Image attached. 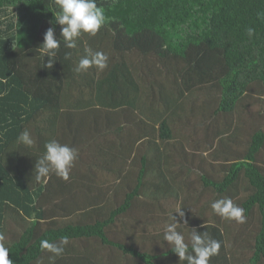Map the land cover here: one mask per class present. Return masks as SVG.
Here are the masks:
<instances>
[{"label": "trees", "instance_id": "obj_1", "mask_svg": "<svg viewBox=\"0 0 264 264\" xmlns=\"http://www.w3.org/2000/svg\"><path fill=\"white\" fill-rule=\"evenodd\" d=\"M97 5L104 8L105 24L95 36L82 34L77 47L67 49L60 36L62 26L55 22L57 9L52 0H0V243L9 249V259L13 264H33L49 253L41 250V240L58 242L66 236L71 245L87 240L82 242L84 248L89 240L98 238L103 245L122 251L124 263L186 264L171 246L164 248L167 242L161 232L172 223L171 214L182 208L183 219L173 213L177 222L186 219L199 233L207 232L221 244L209 264H238L235 242L246 229L240 227L232 236V220L211 209L215 200L233 198L246 217L256 209L259 212L254 242L247 245L252 253L245 261L262 263L264 167L259 155L264 152V127L253 131L244 153L229 149L234 152L232 160L222 161L220 170L217 158H227L231 151L223 147L222 140L218 149L209 141L219 136L216 120L220 111L238 110L250 92L264 93V19L257 17L264 12V0H97ZM49 27L61 41L51 68L45 66L49 58H42L38 51ZM248 27L255 29L251 38ZM86 48L103 52L107 66L76 72ZM66 52H71L70 59H65ZM212 95L216 107L209 111L214 110L216 117L208 113L207 102L198 104L202 97ZM132 112L143 116L127 129L147 144H143L140 171L128 181L126 169L132 166L125 164L126 156L113 158L108 151L117 146L114 138L127 130L112 121ZM93 117L106 118V137L99 142L93 139V145L84 144L82 131L93 129ZM25 129L34 139L31 147L16 143ZM186 131L192 132L190 141ZM50 140L77 150L69 172L73 180L81 171L75 168L80 157L86 172L94 168L105 171L85 178L86 172L82 174L84 189L91 190L88 183L94 180L109 182L114 189L123 188L116 194L124 200L114 201L107 214L96 219L93 213L92 220L88 219V211L84 221L74 218L78 206L69 207L66 199L57 209L48 208L47 202L58 193L63 180L51 173L46 183L38 182L34 168ZM204 148L203 152H210L209 160L200 153ZM125 150L123 147L121 152ZM242 177L246 189L236 202ZM96 192L88 196L97 197L103 190ZM135 200L153 201L148 213H155L158 206L157 224L154 219L145 220L153 225L143 235L128 229L111 235L114 224L125 216L123 225L127 222ZM56 213L70 217L49 221ZM10 217L20 223L22 231L11 232L10 241L4 243ZM240 225L250 227L245 220ZM177 231L185 236L191 251V226L180 225ZM64 254L62 259L55 257L54 264H99L76 246Z\"/></svg>", "mask_w": 264, "mask_h": 264}, {"label": "rangeland", "instance_id": "obj_2", "mask_svg": "<svg viewBox=\"0 0 264 264\" xmlns=\"http://www.w3.org/2000/svg\"><path fill=\"white\" fill-rule=\"evenodd\" d=\"M260 92H250L248 95L244 96L242 99V104L240 105L239 109L233 112H227L225 113L224 111H220L219 114L220 117L218 118L219 120H216L217 122V131L219 133V136H217V138L215 140L211 139L209 142L212 144V146L214 147V149H218V148H222L221 140L223 143V147L226 149H232V151H235L236 153H244L249 145V141L250 138L253 134V131H255V129H257L258 127L260 128L261 126L264 127V93H262L261 95H259ZM214 95H212L210 98L209 97H202V101H200L198 104L200 105L201 103L207 102L206 103V108H208V113H212L214 114V117H216L215 115L217 113H214V110L209 111V109H213L214 107H216V103L213 101ZM186 106H190L189 103L185 104ZM197 105V104H196ZM199 105L197 106L199 108ZM204 105V104H203ZM190 109V107H188ZM197 110V109H196ZM188 111V109H187ZM207 111V110H206ZM115 113L111 114V117H115ZM128 116L126 118H121V119H116L114 118L115 121H112L113 124L115 123H121L123 124L124 129H127L129 126L133 125V121L139 118H142V114L140 112H132L127 114ZM92 120V119H91ZM106 122V118L104 117H100V118H96L93 117V122L90 123V125L93 124V129L92 130H83L82 131V136H84L85 140L82 141L84 142V144H88L87 142H91V144L93 145L94 143L92 142L93 139H98V142L102 139L105 138L106 134L104 133L106 130L105 126H109V124H105ZM187 135H191L189 136V141L192 138V132L191 131H186ZM234 134V135H233ZM234 136V138H233ZM91 137V138H90ZM90 138V139H89ZM118 138V139H117ZM117 138H114L115 143H116V147H113L112 150L110 148V150L108 151V153L111 155V157L116 158L117 157H121L120 155H125V164L126 165H131L132 167L127 168L126 169V180L130 181L131 180V176L135 175L137 172L140 171V167H141V156L142 153H144V149L145 146L143 148V144H147V140H144V142H142V140L132 136L131 134V130L127 129L126 132H122L120 134V136H118ZM124 138H126L124 140ZM88 139V140H87ZM123 140L125 141V146L122 145ZM109 142L110 139L108 140ZM81 142V141H79ZM101 144V143H100ZM210 144V145H211ZM209 145V143H208ZM125 147L126 150L123 152H121V149ZM212 148V147H211ZM196 149H193L192 151H195ZM204 150H206L205 148L200 151V153L206 155L208 158H206L207 160L210 159V152H203ZM231 151V150H229ZM231 154L225 158L223 156L217 158L219 160V164L216 165V168H218L220 170V164L222 163V161L224 163H230V161L232 160V152ZM108 154V157H109ZM259 162L262 164V166L264 167V152L262 154L259 155ZM82 158L80 157L78 159V161L75 162V168H78L79 170H81L79 172V170H77L79 172V174H77V180H73V177L71 174H69V178L67 180H64L62 178L63 181H60L62 183V185H59V191L58 193L55 194V196H53L52 198H50L47 202V207L50 209H57L56 205H60V203H64L66 199V203H71L69 205V207H73V206H78L77 210L75 211V213H73L74 218L76 217L77 219L84 221V218H86V213L88 212L87 218L92 220L91 216L93 213V218L96 219L98 218L99 215L104 216L107 214V211H109L110 206L112 205V203L114 201H118L120 202L123 199V196H119L116 193L120 192L123 190V188H115L111 187V184L109 182H105V181H98V180H94L90 183H88V185L90 186L91 190H88V187H86V189H84V186L81 184L82 180L80 181V176L82 174H84L86 172V164L84 162L81 161ZM116 160V159H115ZM125 169V168H124ZM131 170L133 172H131ZM224 170V168H223ZM75 171V170H74ZM101 173H105L104 170L100 169V168H94L93 172H86L84 175H82L84 178L85 177H90L92 174L93 176L96 174H101ZM102 175V174H101ZM105 176V175H104ZM113 181V180H112ZM70 183H74L72 186L71 190H68V185ZM108 184V188L105 187L106 184ZM83 184H87L86 181L83 182ZM126 184V183H125ZM105 185V186H104ZM84 189V190H83ZM99 189L103 190V193L100 194L97 197L94 196H88L90 194L96 193V191H98ZM246 189V181L245 179L242 177L239 181V185H238V193L237 195H235L234 199L237 201L240 200V198L242 196H244V190ZM117 190V191H115ZM236 191V190H235ZM111 193H113V195H111L110 197H107L108 195H110ZM120 198H118V197ZM89 197V198H88ZM124 200V199H123ZM150 200V199H149ZM204 200V199H203ZM233 200V198H232ZM172 201V200H171ZM153 203V201H144L141 202L139 200H135L134 201V205L133 208L128 211L129 215L127 216V222L123 225L124 223V218H126V216L119 222H117L116 224H114L111 227V235H119V232L121 230L126 231L128 229V231H131V234L133 233V231H139L140 230V235H143L144 233H146L147 231L150 230V228H148L149 225H153L152 223L149 222V225H147L145 223V220H151L154 219L155 220V224H157V219L158 217L161 215L159 214V208L158 206L155 207L156 205V201H154V212L155 213H148L146 211V209L148 210H152L149 207L151 204ZM93 204V205H91ZM91 205V206H90ZM180 206V205H179ZM96 207V208H95ZM190 207H194V205H190ZM95 208V209H94ZM212 212V210L210 211ZM144 213V214H142ZM56 218H53L51 216H49L48 220L51 221L53 219H57V218H66L68 219L70 217L69 214L65 215V216H60L59 214L56 213ZM150 215L151 218H150ZM165 215V214H162ZM131 216V217H130ZM245 216V215H244ZM227 220V219H226ZM162 222L167 223V221H163ZM245 221L249 222L250 227L246 228L245 226L240 225L241 223L232 220L230 222V226H229V232L231 229L230 234L233 236V234H237L238 232V228L240 227H244L246 230L241 234L238 235V243L235 242V246H236V254H238L239 257V262L238 264H250L247 261H245V259L247 257H249V255H251L252 251L251 248L247 247V245L249 244H253V237H254V226L258 224L259 222V212L256 209L254 211V213L252 214L251 217H246L245 216ZM9 224V229L10 231H8L6 233V238L4 243H7L10 241V238L12 237V233L14 234V232H21L22 231V226L19 225L20 223H16L14 218L9 219L8 221ZM154 224V226H155ZM189 224V226H191V228H197L195 226H193V224L191 223H187ZM153 228V226H152ZM165 229V228H164ZM164 229L161 230V232H164ZM154 233L156 232V230H152ZM125 238V236H124ZM98 239V238H97ZM94 239V240H89L88 244H85V247L82 245V242H88L86 241H73V245H71L69 242L68 244L65 246L64 252L62 255L57 256V258L62 259L64 258V256H66L64 253L70 252L71 250L74 249V247L76 246L77 248H82L84 249L88 255L93 256V258L99 262V264H109L112 261L117 262V264H129V263H124L126 260V257L123 255L122 251H120L117 248H112L110 246L107 245H103L99 240ZM168 247H170V245H166L164 248L167 249ZM237 249H239V251H237ZM89 252H91L92 254H89ZM53 254L52 253H48L45 256L42 257V259H40L39 261L33 263V264H54V261H50L49 257H51ZM129 260V259H128ZM63 264V263H61ZM258 264H264V260H262V263H258Z\"/></svg>", "mask_w": 264, "mask_h": 264}, {"label": "clouds", "instance_id": "obj_3", "mask_svg": "<svg viewBox=\"0 0 264 264\" xmlns=\"http://www.w3.org/2000/svg\"><path fill=\"white\" fill-rule=\"evenodd\" d=\"M52 3L57 9L53 12L55 22L62 26L60 36L63 38L64 47L67 49H75L77 39L82 34L95 36L106 22L104 8L97 5V0H52ZM257 17L264 19V12H258ZM246 32L251 38L255 34V29L248 27ZM60 43V39H56L54 36V28L49 27L44 34L43 43L38 48L42 58H49L46 67H52V58L56 56ZM71 55V52H66L65 59H70ZM107 59L108 57L103 52L86 48L85 55L79 59L74 70L84 72L92 66L104 69L107 66ZM16 143L31 147L34 144V139L30 132L25 129L19 135ZM44 148L43 155L35 163V179L38 182L46 183L50 174L55 173L60 178L67 180L70 169L77 159V150L67 144H61L57 140L48 141ZM211 209L216 215L227 220H235L239 223H243L245 220L244 209L235 205L231 198L215 200L211 204ZM173 213H178L182 219L185 216L182 208H177ZM173 213L171 214L172 223H169L163 232V239L171 246V251L178 256L180 262L209 264L210 258L219 253L220 242L209 237L207 232L199 233L195 228H192L189 236L191 251H189V243L185 242V236L177 231L180 225L186 226L188 221L184 219L183 223L177 222ZM67 244L68 238L66 236L61 237L58 242H50L44 239L40 242V248L42 251L46 250L52 253L53 255L49 257V260L54 261L55 257L63 254ZM0 264H13V261L9 259V249L2 243H0Z\"/></svg>", "mask_w": 264, "mask_h": 264}, {"label": "crops", "instance_id": "obj_4", "mask_svg": "<svg viewBox=\"0 0 264 264\" xmlns=\"http://www.w3.org/2000/svg\"><path fill=\"white\" fill-rule=\"evenodd\" d=\"M171 264V263H170Z\"/></svg>", "mask_w": 264, "mask_h": 264}]
</instances>
